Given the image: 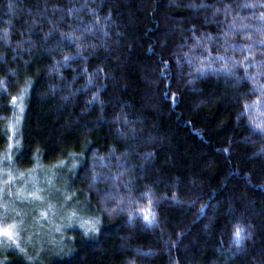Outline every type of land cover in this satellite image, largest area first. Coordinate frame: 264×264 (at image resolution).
I'll list each match as a JSON object with an SVG mask.
<instances>
[{"label":"trees","instance_id":"trees-1","mask_svg":"<svg viewBox=\"0 0 264 264\" xmlns=\"http://www.w3.org/2000/svg\"><path fill=\"white\" fill-rule=\"evenodd\" d=\"M8 155L79 219L0 264H264V0H0Z\"/></svg>","mask_w":264,"mask_h":264},{"label":"rangeland","instance_id":"rangeland-1","mask_svg":"<svg viewBox=\"0 0 264 264\" xmlns=\"http://www.w3.org/2000/svg\"><path fill=\"white\" fill-rule=\"evenodd\" d=\"M68 174L66 164L19 172L11 155L0 158V252L11 243L25 255L39 254L65 237L79 219L72 197L64 192Z\"/></svg>","mask_w":264,"mask_h":264},{"label":"snow or ice","instance_id":"snow-or-ice-1","mask_svg":"<svg viewBox=\"0 0 264 264\" xmlns=\"http://www.w3.org/2000/svg\"><path fill=\"white\" fill-rule=\"evenodd\" d=\"M237 235H239V232L237 233Z\"/></svg>","mask_w":264,"mask_h":264}]
</instances>
